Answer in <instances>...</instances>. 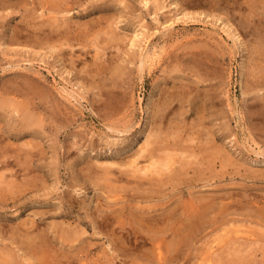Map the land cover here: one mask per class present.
Wrapping results in <instances>:
<instances>
[{"label": "rangeland", "instance_id": "rangeland-1", "mask_svg": "<svg viewBox=\"0 0 264 264\" xmlns=\"http://www.w3.org/2000/svg\"><path fill=\"white\" fill-rule=\"evenodd\" d=\"M155 1H159V4ZM175 1L0 0V166H4L0 167V181H4L0 183V264H39V261L41 264H52L53 261L57 264L61 259L58 255L54 259V256L58 253L56 251L62 250L68 251V254L82 250L80 253L84 255V259L75 260L64 256L62 264L65 260L68 261L66 264H218L221 261L220 264H264V224L255 215V208H264V166L261 164L264 160V0H231L232 5H227V0H192L193 3L191 0H178L177 6ZM49 4L52 9L48 7ZM54 5L61 10H57ZM252 6L260 12H252ZM61 7L68 10L64 11ZM228 22L234 28L237 27L242 41L230 36ZM112 30L118 35L115 40L110 37L114 34ZM92 38L97 42L92 41ZM50 39H53V43ZM100 39L104 41L100 43ZM57 42L60 44L56 45ZM94 43L99 44L101 51H104L98 58V49ZM144 57L143 68L141 64ZM201 109H205L204 112ZM29 113H37L31 125L25 119ZM202 126L206 127L203 129ZM152 131L156 135H153L152 146L167 143L166 150L175 151L173 153L177 162L170 171L167 169L169 173L163 170L146 177L148 174L140 171H136L135 175L132 168L130 171L133 172H130L129 167L126 170L124 166L118 167L119 161L128 159L133 151L135 153L136 149L147 143ZM192 137L198 138L195 140ZM206 137L213 143L207 141ZM211 137L213 140H210ZM30 139V144H35L36 148L25 144ZM205 141L211 143V148H208L210 146ZM151 145L148 148L153 149ZM201 145L208 146V150L204 147L206 150L203 151ZM219 146L223 148L222 152ZM213 148L215 150H211ZM23 151L27 156L22 160ZM164 151L161 153L165 155L160 153L159 156L162 155L161 158L167 162L170 158L168 152L166 154ZM218 151L219 156L216 154ZM187 152L191 153L188 155ZM4 155H7L6 158ZM212 155L214 158L208 159ZM144 157H140L143 163L150 156ZM113 160L116 163L111 162ZM183 164L189 165V169ZM7 167H12L13 173ZM210 167L213 170L209 172L212 169ZM4 168L6 170L3 172ZM186 170L191 173H186ZM103 171L107 177L102 176ZM125 171L132 176H126ZM143 174L144 178H141ZM32 180L34 184H31ZM6 187L10 189L6 190ZM144 191L150 196H133L139 192L145 194ZM214 194L217 195L216 202L220 207L215 212L222 211L224 215L211 212L207 215L210 217L206 218L215 220L219 215L218 219L225 218L224 223L219 220L213 224V220L211 225L201 227L194 236L186 239L174 236L172 230L164 233L172 227L169 224H172L173 219L178 218L177 222L180 220L185 203L191 200L201 203L204 197ZM70 197L73 203L68 201ZM144 199H147L146 202ZM133 202L139 209L131 204ZM140 202L147 208L158 209L156 214L154 208L155 211L148 214V222L146 220L144 223L163 232L161 238L165 237L163 249L166 255H171V248L177 247L173 251L178 256L175 261L159 263L155 251H158V244L155 246L152 240L145 243L136 236L130 240L125 237L130 235L135 225L130 224L128 219L123 221L126 222L124 225L118 223L119 212L122 210L128 214L131 209L140 210ZM174 209V216H170L168 213ZM106 212L111 214V218L100 216ZM162 214L167 216L166 220ZM182 216L180 223L184 224L187 215L184 213ZM64 229L79 231L80 235L74 242L65 244L68 242L64 243L62 238H57ZM247 229L249 233L245 232ZM160 232L157 236L161 235ZM41 233L46 234L50 243H56L57 248L41 242ZM232 240L237 245H230ZM210 242L212 246H209ZM32 244H35L34 248ZM73 244L74 247L71 246ZM242 245L250 246L246 247L250 249L249 253ZM144 252L151 256H143ZM233 253L237 255L236 258ZM240 254L246 259L241 260L243 258ZM42 255L46 261L40 259ZM215 258V261L212 260Z\"/></svg>", "mask_w": 264, "mask_h": 264}, {"label": "bare ground", "instance_id": "bare-ground-1", "mask_svg": "<svg viewBox=\"0 0 264 264\" xmlns=\"http://www.w3.org/2000/svg\"><path fill=\"white\" fill-rule=\"evenodd\" d=\"M60 1V0H59ZM78 1V0H77ZM120 1V0H119ZM126 1V0H125ZM139 2H140V0H138ZM143 1V0H142ZM146 1V0H145ZM162 1V0H161ZM171 1V0H170ZM175 1V0H174ZM182 1V0H181ZM192 1V0H191ZM195 1V0H194ZM222 1V0H221ZM245 2H248L249 0H244ZM48 2H50V1H48ZM53 2V1H52ZM54 2H56L57 3V1H54ZM64 2V1H63ZM62 2V3H63ZM67 2V1H66ZM83 2V1H82ZM155 2H158V4H159V1H155ZM201 2V1H200ZM224 2V1H223ZM231 0H227V5L228 4H231ZM256 2V1H255ZM254 2V3H255ZM65 3V2H64ZM68 3V2H67ZM121 3H123V2H121ZM142 3V2H141ZM189 3H190V1H189ZM192 3H193V1H192ZM217 3V2H216ZM243 2H241V4H242ZM257 3V2H256ZM259 3V2H258ZM257 3V4H258ZM46 4H48V3H46ZM54 4V3H53ZM58 4V3H57ZM71 4V3H70ZM69 4V5H70ZM140 4V3H139ZM148 4V3H147ZM167 4V3H166ZM171 4V3H170ZM174 4H175V6H177L178 4H179V1L178 0H176L175 2H174ZM196 4V3H195ZM200 4V3H199ZM256 4V5H257ZM60 5H61V3H60ZM150 5V4H149ZM152 5V4H151ZM155 5V4H154ZM163 5L165 6V4L163 3ZM162 5V6H163ZM186 5V4H185ZM217 5V4H216ZM222 4H220L219 6H221ZM232 5V4H231ZM254 5V4H253ZM255 5V6H256ZM62 6L64 7V8H66L63 4H62ZM68 6V5H67ZM111 6V5H110ZM128 6V5H127ZM140 6V5H139ZM159 6V8L161 7L160 5H158ZM167 6H169L168 4L166 5V7ZM172 6H173V3H172ZM234 6V5H233ZM49 8H51V6H50V4H49V6H48ZM53 7H57V5L55 6H53ZM63 7H61V8H63ZM113 7V6H112ZM146 7V6H145ZM240 7V6H239ZM263 7V6H262ZM62 9V10H68V9ZM68 8V7H67ZM71 8V7H70ZM137 8V7H136ZM162 8V7H161ZM164 8V7H163ZM168 8V7H167ZM241 8V7H240ZM252 8H253V6H252ZM52 9V8H51ZM53 9H55V8H53ZM57 10L59 9L58 7L56 8ZM86 9V8H85ZM84 9V10H85ZM141 9V8H140ZM153 8H151V10H152ZM217 9V8H216ZM235 9V8H234ZM233 9V10H234ZM242 9V8H241ZM256 9V10H255ZM253 8V11L252 12H255L256 14L257 13H259L260 11H259V9H257V8ZM262 9V8H261ZM59 10H61V9H59ZM115 10H117V9H115ZM149 10V9H148ZM147 10V11H148ZM185 10V9H184ZM191 11H192V9H190ZM235 11V10H234ZM263 11V10H262ZM58 12V11H57ZM155 12V11H154ZM246 12V11H245ZM66 13V12H65ZM157 13V12H156ZM189 13H190V11H189ZM248 13V12H247ZM246 13V14H247ZM185 14H187V10L185 11ZM241 14V13H240ZM228 15V14H227ZM245 15V14H244ZM260 15V14H259ZM116 16V15H115ZM141 16V15H140ZM238 16V15H237ZM246 16V15H245ZM264 16V15H263ZM102 17V16H101ZM230 17H231V15H230ZM53 18V17H52ZM57 19H58V16L56 17ZM55 17L53 18V19H56ZM116 18V17H115ZM193 18V17H192ZM264 18V17H263ZM135 19V18H134ZM140 19V18H139ZM97 20V19H96ZM99 20V19H98ZM102 21H103V19H101ZM120 21V20H119ZM106 22V21H105ZM108 22V21H107ZM110 22V21H109ZM230 22H232V21H230ZM230 22H228L227 23V28H230V30H231V35L230 36H234V38H236V39H240V41H242L241 40V36L242 35H240L239 33L240 32H238L237 31V27L236 28H234V26H233V22L232 23H230ZM95 23V22H94ZM111 23V22H110ZM115 23V22H114ZM138 23V22H137ZM140 23V22H139ZM117 24V23H116ZM116 24H115V26H116ZM136 24V23H135ZM143 24H145V23H143ZM236 24V23H235ZM94 25H97V24H94ZM104 25V24H103ZM111 25V24H110ZM61 26V25H60ZM55 27V26H54ZM247 27V26H246ZM258 27V26H257ZM41 28H43V27H41ZM52 28V27H51ZM56 28H58V29H60L61 27H58V26H56ZM100 28H101V26H100ZM125 28V27H124ZM62 30H63V28H61ZM116 29H117V27H116ZM240 29H242V27L240 28ZM49 30V29H48ZM65 30V29H64ZM100 29H98V32H100L99 31ZM107 30V29H106ZM109 30V29H108ZM126 30V29H125ZM263 30V29H262ZM50 31H52V30H50ZM65 31H68L67 29L65 30ZM104 31V30H103ZM113 32H114V34H112L110 37H111V39H117L118 38V35H117V32L115 33V31L114 30H112ZM116 31H118V30H116ZM253 31V30H252ZM264 31V30H263ZM41 32V31H40ZM44 32V31H43ZM43 32H42V34H43ZM49 32V31H48ZM48 32H47V35H48ZM53 32V31H52ZM108 32V31H107ZM261 32V31H260ZM120 33V32H119ZM242 33V32H241ZM66 34H68V33H66ZM81 34V33H80ZM106 34V36L107 35H109V34H107V33H105ZM47 35H45L46 37H47ZM55 35H56V32H55ZM100 35L101 34H99L98 36L100 37ZM125 35V34H124ZM49 36H50V34H49ZM57 36V35H56ZM61 36H64V35H61ZM68 36V35H67ZM66 36V37H67ZM126 36V35H125ZM53 37H55V36H53ZM59 37V36H58ZM82 37V36H81ZM96 37V36H95ZM94 37V38H95ZM134 37V36H133ZM56 38V37H55ZM70 39L72 38V37H69ZM80 38V37H79ZM105 38V37H104ZM125 38V37H124ZM132 38V37H131ZM255 38V37H254ZM46 39V38H45ZM54 39V38H53ZM53 39H50V40H52V41H50V42H52L53 43ZM59 39V38H58ZM67 39V38H66ZM99 39V38H98ZM108 39V38H107ZM107 39H106V43H108L107 42ZM262 39V38H261ZM47 40V39H46ZM69 40V39H68ZM72 40V39H71ZM94 39L92 38V41H93ZM100 40H102V41H100V43H102L103 41H104V39H100ZM123 40V39H122ZM132 40V39H131ZM48 41V40H47ZM54 41H55V39H54ZM64 40H62V42H63ZM95 42H97L96 40H94ZM113 41V40H112ZM135 41V40H134ZM237 41V40H236ZM60 42V41H59ZM59 42H57V44L56 45H58V44H60ZM90 42V41H89ZM99 42V41H98ZM66 43V42H65ZM64 43V44H65ZM68 43H69V41H68ZM67 43V44H68ZM72 43V42H71ZM242 43V42H241ZM240 43V44H241ZM70 44V43H69ZM68 44V45H69ZM93 44V43H92ZM95 44V43H94ZM66 45V44H65ZM67 45V46H68ZM73 45V44H72ZM72 45H70V46H72ZM91 45V44H90ZM103 45V44H102ZM242 45H243V43H242ZM255 45H257V44H255ZM263 44H261V46H262ZM51 46V45H50ZM94 46H97V58L99 57V55L100 54H102L103 52L101 51V48H100V46H99V44H95ZM247 46V45H246ZM249 46V45H248ZM52 47V46H51ZM56 47V49H58L57 48V46H55ZM123 47V46H122ZM252 47V46H251ZM250 47V48H251ZM60 48V47H59ZM64 48V47H63ZM104 48V47H103ZM105 48H107V47H105ZM112 48H113V45H112ZM124 48V47H123ZM122 48V49H123ZM245 48V47H244ZM258 48V47H257ZM54 49V48H53ZM65 49V48H64ZM120 49V48H119ZM261 49V48H260ZM259 49V50H260ZM60 50H62V48H60ZM255 51V50H254ZM60 52V51H59ZM66 52V51H65ZM64 53V52H63ZM260 53V52H259ZM264 53V52H263ZM105 54V53H104ZM253 54V53H252ZM59 56V55H58ZM67 56V55H66ZM102 56V55H101ZM134 57V56H133ZM264 57V56H263ZM262 57V58H263ZM63 58V57H62ZM68 58H69V56H68ZM103 58H104V56H103ZM260 58H261V56H260ZM70 59V58H69ZM71 59H73L72 57H71ZM74 59H76L75 57H74ZM263 60H264V58H263ZM99 61V60H98ZM72 62V61H71ZM95 62H96V60H95ZM92 64V63H91ZM86 65H88V62H87V64ZM144 65H145V57L144 58H142V64H141V66L144 68ZM247 65H249V64H247ZM264 65V64H263ZM245 67H246V65H245ZM247 76V75H246ZM32 79V78H31ZM32 81V80H31ZM15 82V81H14ZM6 84H8V82L6 83ZM11 84V83H10ZM244 84V83H243ZM13 85V84H12ZM12 85H11V87H12ZM41 85H43V84H41ZM5 86V85H4ZM6 86H8V85H6ZM37 86V85H36ZM187 86V85H186ZM20 88V87H19ZM19 88L17 89V90H19ZM12 89H13V87H12ZM38 89V88H37ZM9 91V90H8ZM11 91V90H10ZM9 91V92H10ZM16 91V90H15ZM24 91H26V89L24 90ZM23 91V93H25ZM43 91H44V89H43ZM17 92H19V91H17ZM39 92V91H38ZM45 92V91H44ZM13 93H15V92H13ZM40 93V92H39ZM260 95V94H259ZM255 99H257V98H255ZM192 101V100H191ZM163 102V101H162ZM255 102V101H254ZM7 103H8V101H7ZM12 103V102H11ZM25 104V103H24ZM255 104V103H254ZM257 104V103H256ZM159 105V104H158ZM168 105V104H167ZM251 105H252V103H251ZM263 105V104H262ZM157 107V106H156ZM264 107V106H263ZM27 108V107H26ZM151 108V103H149V109ZM202 108V107H201ZM204 108V107H203ZM255 109V108H254ZM23 110V109H22ZM204 110L205 109H201V111H203L204 112ZM24 111V110H23ZM156 111V110H155ZM26 112V111H25ZM31 112V111H30ZM158 112V111H157ZM24 113V112H23ZM33 113V112H32ZM155 113V112H154ZM264 113V112H263ZM30 115H28V116H26L27 118H25L26 120H27V123H28V125H31V123H33V118H35L34 117V115L35 114H37V113H35V114H31V113H29ZM22 115V114H21ZM159 115V114H158ZM205 115V114H204ZM203 115V116H204ZM264 116V115H263ZM45 119V118H44ZM43 119V120H44ZM257 119V118H256ZM201 120H202V118H201ZM41 121H42V119H41ZM199 122V121H198ZM196 123V122H195ZM41 124H43V123H41ZM191 124H192V122H191ZM201 124V123H200ZM224 124V123H223ZM225 124H227V123H225ZM27 125V126H28ZM34 125V124H33ZM39 125V124H38ZM21 126V125H20ZM40 126V125H39ZM198 126V125H197ZM201 126V125H200ZM199 126V127H200ZM31 127H34V126H31ZM38 127V126H37ZM194 127V126H193ZM192 127V128H193ZM204 127H206V126H204ZM204 127L202 126V128L204 129ZM225 127V126H224ZM13 128V127H12ZM22 128V127H21ZM41 128H42V126H41ZM209 128V127H208ZM24 129V128H23ZM32 129V128H31ZM224 129V128H223ZM42 130V129H41ZM210 130V129H209ZM208 130V131H209ZM222 130V129H221ZM36 131V130H35ZM44 131H45V128H44ZM157 131V130H156ZM161 131V129L159 130V132ZM188 131H189V129H188ZM197 131V130H196ZM211 131V130H210ZM159 132H157V133H159ZM175 132V131H174ZM205 132V131H204ZM227 132V131H226ZM196 133V132H195ZM195 133H193L194 134V136H195ZM212 133V132H211ZM216 133V132H215ZM162 134V133H161ZM196 134H198V133H196ZM202 134V133H201ZM210 134V133H209ZM32 135H33V133H32ZM39 135V134H38ZM153 135H155L154 133H153V131L148 135V140H147V143L146 144H144L143 146H141L139 149H136V152L134 153V151L132 152V155L127 159H124V160H121V161H119L118 163H119V165H118V167L121 165V168H122V166H124L125 168V170L126 169H128L127 167H129V171H130V169L132 168V170L134 171H130V172H133V173H135L136 171H140L139 173H144V174H148L146 177H148L149 175H150V173H160V172H163V170H166L167 171V169H169V171H170V169L171 168H173V164L175 163V154L173 153V152H175V151H173L172 152V150H170V149H167L166 150V144L164 145V144H162V145H156V146H152L151 144L154 142L153 140ZM169 135V134H168ZM179 135H181V134H179ZM190 135V134H189ZM206 135H208V133H206ZM217 135V134H216ZM156 136V135H155ZM158 136H159V134H158ZM165 136V135H164ZM163 136V137H164ZM193 136V135H192ZM197 136H199V134L197 135ZM31 137V136H30ZM34 137L35 136H33V139H34ZM171 137V136H170ZM169 137V138H170ZM176 138V136H173V138ZM181 137V136H180ZM189 137V136H188ZM201 137V136H200ZM213 137H215L214 136V134H213ZM167 138V137H166ZM172 138V137H171ZM192 138H195V137H192ZM196 138H198V137H196ZM196 138H195V140H196ZM227 138V137H226ZM156 139H159V138H156ZM168 139V138H167ZM186 139V138H185ZM206 139H208L207 141H209V138L208 137H206ZM212 139V137L210 138V140ZM161 140H162V138H161ZM165 140V139H164ZM169 140V139H168ZM167 140V141H168ZM175 140V139H174ZM187 140H189V138L187 139ZM193 140V139H192ZM213 140V139H212ZM215 140H216V138H215ZM32 140L30 139V141H29V143H25V144H29L31 147L33 146V145H31L30 144V142H31ZM163 141V140H162ZM176 141V140H175ZM207 141H205V144H208L209 146L211 145V143H213L212 141H209V142H211L210 144L209 143H207ZM164 142H166V141H164ZM170 142H172V141H170ZM189 142H190V140H189ZM200 142V141H199ZM203 142V144H204V141H202ZM215 142V141H214ZM224 141H222V143H223ZM32 143V142H31ZM156 143V142H155ZM161 143H163V142H161ZM169 143V142H168ZM179 143H180V141H179ZM182 143V142H181ZM221 143V144H222ZM154 144V143H153ZM157 144V143H156ZM170 144V143H169ZM168 144V146H169V148H170V145ZM176 144H177V142H176ZM183 144V143H182ZM189 144V143H188ZM197 144H198V142H197ZM28 145V147L29 148H31L30 146ZM152 146V147H154L153 149H151V148H148V146ZM172 145V144H171ZM178 145H180V144H178ZM223 145V144H222ZM4 146V145H3ZM34 146H35V144H34ZM34 146H33V148H34ZM176 146V145H175ZM212 146V145H211ZM211 146L210 147H208V148H211ZM214 146V145H213ZM4 147H6V146H4ZM4 147H2V148H4ZM9 147V146H8ZM172 147V146H171ZM182 147V146H181ZM184 147V146H183ZM182 147V148H183ZM186 147H187V144H186ZM190 147V146H189ZM200 147H203L202 148V150L203 149H205V148H207L206 146H200ZM205 147V148H204ZM220 147V146H219ZM223 147H225V145L223 146ZM35 148H36V146H35ZM176 148V147H175ZM179 148V147H178ZM197 148V147H196ZM208 148H207V150H208ZM14 149H15V147H14ZM13 149V150H14ZM150 149V150H149ZM185 149H188V148H185ZM193 149H195L194 147H193ZM197 149H200L199 147L197 148ZM197 149H196V151H197ZM223 148H221L220 147V152H222L223 150H222ZM224 149H226V148H224ZM1 150V149H0ZM9 150V149H8ZM12 150V149H11ZM29 150V149H28ZM132 150V149H131ZM135 150V149H134ZM149 150V152L147 153V151ZM158 150H159V152H158ZM164 151V150H166V151H164L165 153L166 152H168V158H170V160H168L167 162H165L164 161V159H162L161 158V156H159V154L161 153V151ZM190 150H191V148H190ZM201 150V149H200ZM199 150V151H200ZM206 150V149H205ZM205 150H203V151H205ZM210 150V149H209ZM211 150H215V148H213V149H211ZM222 150V151H221ZM36 151V150H35ZM126 151V150H125ZM170 151V152H169ZM180 151H182V150H180ZM186 150H183V152L184 153H186L185 152ZM189 151V150H188ZM192 151V153H193V155H195L194 154V152H193V150H191ZM203 151H202V155H204L203 154ZM4 152V151H3ZM16 152H17V150H16ZM19 152H21V151H19ZM28 152V151H27ZM31 152V151H30ZM172 152V153H171ZM217 152V151H216ZM219 152V151H218ZM220 152L219 153H216V154H218V156H219V154H220ZM225 152V151H224ZM1 153V152H0ZM134 153V154H133ZM163 153V152H162ZM161 153V154H162ZM189 153H191V152H187V154L189 155ZM199 153V152H198ZM213 153V155L215 156V151H213L212 152ZM226 153V155H227V152H225ZM5 154H7V153H5ZM17 154V153H16ZM23 156L21 157V159L23 160V157L25 156V151H23ZM164 154V153H163ZM167 154V153H166ZM201 153H199V155H200ZM207 154H209V152L207 153ZM207 154H205V155H207ZM223 155H222V157H224L225 158V155H224V153H222ZM8 155V154H7ZM6 155V156H7ZM14 155V154H13ZM19 155H20V153L18 154V157H19ZM33 155V154H32ZM35 155V154H34ZM145 155H147V156H150V157H148L149 158V160H143V161H146L145 163H143L140 159V157H143V158H145L144 156ZM165 155V154H164ZM178 155H179V153H178ZM188 155L186 156L185 155V157H188ZM191 155V154H190ZM199 155H197L196 157L197 158H200V157H198ZM211 156L210 158L208 157V159H213L214 158V156ZM1 156H3V155H1ZM6 156L4 155V157L6 158ZM9 156H11V155H9ZM27 156V155H26ZM26 156H25V158H26ZM208 156V155H207ZM207 156H205V157H207ZM217 156V155H216ZM29 157V156H28ZM161 159H160V158ZM178 157V156H177ZM182 157V156H181ZM204 157V156H203ZM202 157V158H203ZM213 157V158H212ZM227 157V156H226ZM1 158V157H0ZM4 158V159H5ZM9 158V157H8ZM7 158V159H8ZM11 158V157H10ZM30 158L31 157H29V160H30ZM217 158V157H216ZM215 158V159H216ZM223 158V159H224ZM12 159L14 160L15 159V157L13 158V156H12ZM38 159V158H37ZM123 159V158H122ZM180 159L181 158H179V161H180ZM187 159V158H186ZM191 159V158H190ZM204 159V158H203ZM206 159V158H205ZM208 159H207V162H208ZM217 159H220V158H217ZM222 159V158H221ZM222 159V161H224ZM1 160V159H0ZM16 160H17V158H16ZM28 160V161H29ZM36 160V159H35ZM116 160V159H115ZM183 160V159H182ZM185 160V159H184ZM188 160V159H187ZM198 160V159H197ZM202 159H200V161H201ZM226 160V159H225ZM10 160H8V162H9ZM26 161V160H25ZM117 161V160H116ZM116 161H111V162H113V163H116ZM189 161V160H188ZM191 161V160H190ZM189 161V162H190ZM217 161V160H216ZM216 161H215V163L214 164H216ZM220 161V160H219ZM13 162V161H12ZM12 162H10V163H12ZM18 162H19V160H18ZM23 161H21L20 160V163H22ZM142 162V163H141ZM177 162V161H176ZM193 162H194V160H193ZM198 163H199V161H197ZM204 161L202 160V163H203ZM221 162V161H220ZM225 162H227V161H225ZM225 162H223V164H227V163H225ZM6 163V162H5ZM20 163H18V164H20ZM27 163H30V162H27ZM33 163V162H32ZM182 163V162H181ZM181 163H179L180 164V166H182V164ZM186 163V162H185ZM205 163V162H204ZM213 163V162H212ZM222 163V162H221ZM1 164V163H0ZM8 164V163H7ZM15 164V163H14ZM13 164V165H14ZM26 164V163H25ZM24 164V165H25ZM196 164V163H195ZM210 164H211V162H210ZM214 164H213V166H214ZM222 164V165H223ZM261 164L264 166V160H262L261 161ZM116 165V166H117ZM184 166H188V169H189V165H187V164H183ZM205 165V164H204ZM206 165H207V163H206ZM221 165V166H222ZM7 166V165H6ZM9 166H12L11 164L9 165ZM22 166H23V163H22ZM25 166H27V165H25ZM105 166V168H106V165H104ZM110 166V165H109ZM175 166V165H174ZM183 166V167H184ZM190 166H191V164H190ZM199 166H201V165H199ZM209 166V165H208ZM226 166V165H225ZM0 167H2V166H0ZM4 167V166H3ZM2 167V168H3ZM29 166H27V168H28ZM176 167V166H175ZM223 167V166H222ZM6 168V167H5ZM4 168V170H3V172L6 170ZM8 168V167H7ZM11 168V169H10ZM30 168V167H29ZM52 168V167H51ZM110 168V167H109ZM112 169H113V167H111ZM186 168V167H185ZM203 168V167H202ZM210 168H212V169H210L209 170V172L211 171V170H213V167H210ZM227 168V167H226ZM9 170H12V167H9L8 168ZM123 169V170H124ZM196 169V168H195ZM195 169H194V171H195ZM209 169V168H208ZM254 169V168H253ZM108 170V169H107ZM205 170V169H204ZM224 169L222 168V171H223ZM251 170H252V168H251ZM250 170V172H252ZM256 170V169H255ZM263 170V169H262ZM13 171H14V169L12 170V173H13ZM115 171V170H114ZM7 172V171H6ZM107 172H109V171H107ZM106 172V173H107ZM112 172V171H111ZM111 172H109V173H111ZM165 172V171H164ZM168 172V171H167ZM166 172V173H167ZM180 172V171H179ZM213 172V171H212ZM227 172V171H226ZM225 172V173H226ZM114 173V172H113ZM138 173V174H139ZM169 173V172H168ZM181 173V172H180ZM186 173H191V172H187V170H186ZM207 173V172H206ZM4 174V173H3ZM128 175L129 173L127 172L126 173V171H125V175ZM131 174V173H130ZM129 174V175H130ZM144 174H143V177L141 176V178H144ZM162 174V173H161ZM197 174H198V171H197ZM209 174V173H208ZM224 174V173H223ZM252 174V173H251ZM260 174V173H259ZM263 175H264V173H262ZM5 175H6V173H5ZM116 175H117V173H116ZM115 175V176H116ZM126 175V176H127ZM135 175H136V173H135ZM141 175V174H140ZM181 175H184V173L183 174H181ZM205 175V174H204ZM217 175V174H216ZM219 175V174H218ZM256 175H258V172H257V174ZM255 175V176H256ZM8 176V175H7ZM102 176H104V171H103V173H102ZM122 176V175H121ZM131 176H132V174H131ZM151 176V175H150ZM186 176V175H185ZM184 176V177H185ZM189 176V175H188ZM193 176V175H192ZM254 176V175H253ZM259 176V175H258ZM104 177H107V174H105V176ZM119 177V176H118ZM140 176H138V178H139ZM194 177V176H193ZM207 177V176H206ZM214 176H212V178H213ZM111 178V177H110ZM114 178V177H113ZM121 178V177H120ZM122 178H123V176H122ZM137 178V177H136ZM138 178H137V180H138ZM141 178H139V179H141ZM160 178V177H159ZM174 178V177H173ZM178 178V177H177ZM103 179H105V178H103ZM124 179V178H123ZM170 179H171V177H170ZM176 179V178H175ZM174 179V180H175ZM182 179V178H181ZM194 179V178H193ZM215 179V178H214ZM0 180H1V178H0ZM118 180V179H117ZM132 180V179H131ZM144 180V179H143ZM161 180H163V178L161 179ZM169 180V179H168ZM167 180V181H168ZM172 180V179H171ZM173 180V181H174ZM207 180H208V178H207ZM7 181V180H6ZM129 181V180H128ZM134 181V180H133ZM142 181V180H141ZM170 181V180H169ZM178 181H180V180H178ZM177 181V182H178ZM185 181V180H184ZM188 181V180H187ZM2 182H4V181H2ZM1 181H0V183H2ZM31 182V184L33 183H35V182H33V180L32 181H30ZM182 182V181H181ZM112 184H113V182H111ZM170 183V182H169ZM180 183V182H179ZM191 183V182H190ZM207 183V182H206ZM13 184H15V183H13ZM28 184V183H27ZM135 184V183H134ZM142 184H143V182H142ZM154 184V183H153ZM163 184H164V182H163ZM166 184V183H165ZM148 185V184H147ZM150 185V184H149ZM156 184H154V186H155ZM168 185V184H167ZM221 184H219V186H220ZM10 186V185H9ZM16 185H13V187H15ZM24 186V185H23ZM32 186V185H31ZM144 186H146V185H144ZM157 186V185H156ZM207 186V185H206ZM1 187V186H0ZM3 187H5V186H3ZM12 186H11V188H13ZM25 187V186H24ZM116 187V186H115ZM114 187V188H115ZM139 187V186H138ZM151 187V186H150ZM169 187V186H168ZM178 188H179V185L177 186ZM193 187V186H192ZM154 188V187H153ZM225 188V187H224ZM10 189V188H9ZM8 189V187H6V190H9ZM27 189V188H26ZM108 189V188H107ZM113 189V188H112ZM119 189V188H118ZM125 189V188H124ZM134 189V188H133ZM152 189V188H151ZM209 189V188H208ZM21 190V189H20ZM126 190V189H125ZM124 190V191H125ZM137 190V189H136ZM157 190V189H156ZM178 190V189H177ZM189 190H191V188L189 189ZM110 191V190H109ZM115 191H116V189H115ZM119 191V190H118ZM121 191V190H120ZM160 191V190H159ZM188 191V190H187ZM216 191V190H215ZM219 192H220V190H218ZM221 191H222V189H221ZM234 191V190H233ZM128 192V191H127ZM126 192V193H127ZM136 192V191H135ZM142 192V191H141ZM145 192V191H144ZM157 192V191H156ZM219 192H218V194H219ZM230 192V191H229ZM236 192V191H235ZM117 193V192H116ZM118 193H120V192H118ZM117 193V194H118ZM159 193V192H158ZM160 193H162V192H160ZM190 193V192H189ZM192 193H193V191H192ZM202 193V192H201ZM211 193V192H210ZM220 193H223V192H220ZM231 193V192H230ZM182 194V193H181ZM197 194V193H196ZM204 194V193H203ZM225 194V193H224ZM160 195V194H159ZM201 194H199V196H200ZM229 195V194H228ZM252 195V194H251ZM262 195V194H261ZM122 196V195H121ZM134 197H147V196H150V195H148V194H146V192H145V194L144 193H136V194H134L133 195ZM151 196H154V195H151ZM155 196H156V194H155ZM154 196V197H155ZM165 196V195H164ZM167 196H168V194H167ZM182 196V195H181ZM195 196V195H194ZM203 196V195H202ZM222 196H223V194H222ZM227 196V195H226ZM241 196H242V194H241ZM248 196V195H247ZM110 197H111V195H110ZM112 197H114V196H112ZM169 197V196H168ZM175 197V196H174ZM173 197V198H174ZM224 197V196H223ZM237 197V196H236ZM75 198V197H74ZM118 198H120V197H118ZM122 198V197H121ZM124 198V197H123ZM173 198H170V199H173ZM243 198H244V196H243ZM253 198V197H252ZM255 198V197H254ZM115 199H117V197H115ZM150 199V198H149ZM154 199V198H153ZM156 199V198H155ZM162 199H163V197H162ZM177 199V198H176ZM176 199H175V201H176ZM178 199H181V198H178ZM216 199H217V195H213V196H208L207 198L206 197H204V200H202V202L200 203H196L195 201H193V200H191L190 202H187V203H185V205H183L184 207H183V214H181V218H180V220L177 222V219L176 220H174L173 219V222H172V224H169V225H172V227H170V228H167L166 229V231L164 232V233H166L168 230H172L173 231V234L175 233V235L174 236H179L181 239H186L185 237H192V236H194V234H196V232L201 228V227H206L207 225H211V221H213L214 219H212V220H209V219H207L208 217H210V216H207L208 215V213L210 214L211 212H212V214L213 213H217V212H215V211H217V209L218 208H220L219 207V205L217 206V202H216ZM49 200V199H48ZM111 200V199H110ZM128 200V199H127ZM145 200V199H144ZM147 200V199H146ZM146 200H145V202H146ZM263 200V199H262ZM51 201V200H50ZM68 201H70L71 203H73V199L70 197L69 199H68ZM124 201V200H123ZM137 201V200H136ZM170 201V200H169ZM178 201V200H177ZM198 201V200H197ZM199 201H201V200H199ZM110 202H112V201H110ZM118 202V201H117ZM161 202V201H160ZM165 202V201H164ZM168 202V201H167ZM166 202V203H167ZM241 202V201H240ZM106 203V202H105ZM138 203V202H137ZM141 203V202H140ZM140 203H139V205H140ZM162 203V202H161ZM175 203V202H174ZM173 203V204H174ZM218 203H220L219 202V200H218ZM252 203V202H251ZM257 203V202H256ZM119 204V203H118ZM118 204H117V206H118ZM132 205L134 204H136V203H131ZM142 205H143V203H141ZM159 204V203H158ZM172 204V205H173ZM180 205H181V203H179ZM259 204V203H258ZM263 204V203H262ZM131 205V206H132ZM138 205V204H137ZM138 205V206H139ZM142 205L140 206L141 207V209L140 210H134V209H131L130 211H129V213L128 214H126V212H123L122 210H121V212H119V216H118V223H123V221L124 220H129V223L130 224H132V225H135L134 226V228H130L131 230V233H130V235L128 234L127 236H125L126 238H128V240H130V239H132L131 237L132 236H136V237H138V239L139 238H141V241H145V243H146V241H148V240H152V241H154V244H155V246L157 245V249H158V251L157 250H155L156 252H157V259H158V262L159 263H169V262H171V261H175L177 258H178V256L177 255H175V248H177V247H173V248H171V255H166V253H165V249H163V246H165L164 244H163V241H164V239H165V237L162 239L161 238V236L162 235H164V234H162L163 232H160L161 233V235H158L157 236V233H159L158 232V230L156 229L155 230V228L153 229V226H147V224H145L144 223V221H146L147 220V218H148V214H151L152 212H153V210H154V208L155 207H153V209H151V207H145L144 205H143V207H142ZM147 205V204H146ZM163 205V204H162ZM176 205V204H175ZM102 206V205H101ZM115 206H116V204H115ZM115 206H113L114 208H115ZM123 207H124V205H122ZM136 206V205H135ZM149 206V205H148ZM167 206V205H166ZM179 206V205H178ZM223 206V205H222ZM63 207V206H62ZM82 207V206H81ZM84 207V206H83ZM123 207H121V208H123ZM137 207V206H136ZM159 207V206H158ZM168 207V206H167ZM171 207V206H170ZM218 207V208H217ZM45 208V207H44ZM51 208V207H50ZM138 209H139V207H137ZM171 208H176V207H171ZM225 208V207H224ZM227 208V207H226ZM225 208V209H226ZM42 209H43V207H42ZM61 209V208H60ZM101 209V208H100ZM105 209V208H104ZM107 209V208H106ZM120 209V208H119ZM118 209V210H119ZM169 209V208H168ZM251 209V208H250ZM115 210H117V209H115ZM155 210H156V208H155ZM154 210V211H155ZM182 210V209H181ZM203 210V211H202ZM222 210V209H221ZM44 211V210H43ZM46 211V210H45ZM50 211V210H49ZM104 211V210H103ZM107 211V210H106ZM220 211V210H219ZM218 211V212H219ZM251 211V210H250ZM254 211V210H253ZM252 211V212H253ZM156 212V214H157V212H158V209L155 211ZM182 212V211H181ZM225 212V211H224ZM227 212H228V210H227ZM39 213H41V211H39ZM43 213V212H42ZM87 213H89V212H87ZM184 213H186V215H187V221L186 220H184L185 221V223L184 224H181L180 222H181V220H183V216L182 215H184ZM220 214L221 213H223L222 211L221 212H219ZM219 213H217V214H219ZM170 216H174V214H175V209H174V211L172 210L170 213H168ZM179 214V213H178ZM214 214V215H215ZM229 214V213H228ZM112 215H114L113 213H112ZM118 215V214H117ZM127 215V216H126ZM160 215V214H159ZM224 215V213L222 214V216ZM255 215H256V217H257V219H260L261 220V222H262V224H264V208H262V207H257V208H255ZM98 216V215H97ZM100 216H103L104 218H111L110 216H111V214L110 213H108V212H106L105 214L104 213H102ZM115 216V215H114ZM151 216V215H150ZM164 216V217H163ZM154 217H155V214H154ZM153 217V218H154ZM161 217V216H160ZM162 217L166 220V217L167 216H165V215H163L162 214ZM169 217V216H168ZM178 217V216H177ZM207 217V218H206ZM215 217H216V215H215ZM226 217V216H225ZM150 218V217H149ZM159 218V217H158ZM219 218V215L216 217V219L212 222L213 224H217L218 222H220V221H222V223H224V220H225V218L223 217L222 219H218ZM157 219V218H156ZM155 219V220H156ZM160 219V218H159ZM171 219V218H170ZM115 220H117L116 218H115ZM154 220V219H153ZM220 220V221H219ZM227 220V219H226ZM109 221H110V219H109ZM171 221V220H170ZM148 222V220L146 221V223ZM161 222V221H160ZM260 222V221H259ZM103 223V222H102ZM156 223V222H155ZM22 224V223H21ZM57 224V223H56ZM64 224V223H63ZM62 224V225H63ZM124 224H126V222L125 223H123V225ZM152 224V223H151ZM150 224V225H151ZM167 224H168V220H167ZM181 224V225H180ZM117 225H119V224H117ZM153 225V224H152ZM154 225H156V224H154ZM223 225H225V224H223ZM32 226V225H31ZM54 226V225H53ZM60 226V225H59ZM113 226V225H112ZM147 226V227H146ZM161 226V225H160ZM164 226V223H163V225H162V227ZM215 226V225H214ZM219 226V225H218ZM33 227V226H32ZM31 227V228H32ZM61 227V226H60ZM63 227V226H62ZM65 227V226H64ZM77 228H78V226H76ZM120 227H121V225H120ZM125 227H127L126 225H125ZM156 227V226H155ZM69 228H70V226H69ZM73 228V227H72ZM128 228V227H127ZM126 228V229H127ZM161 227H159V229H160ZM166 228V227H165ZM215 227H213V229H214ZM222 228H224V226L222 227ZM262 228V227H261ZM54 229V231H55V228H53ZM63 229V228H62ZM163 229V228H162ZM203 230H204V228H202ZM201 229V230H202ZM236 229V228H235ZM255 229V228H254ZM259 229V228H258ZM257 229V230H258ZM44 230V229H43ZM117 230V229H116ZM127 230H129V229H127ZM165 230V229H164ZM202 230V231H203ZM219 230V229H218ZM263 230V229H262ZM68 230H63L61 233H59L60 235L59 236H57V238H62V240H63V242L65 243V241L66 242H68V243H65V244H70L69 242H74L77 238H78V235H80V233H79V231H76V232H73V230H71V231H68ZM82 231V230H81ZM121 231V230H120ZM209 231V230H208ZM208 231H207V233H208ZM230 231H231V229H230ZM238 231H240V230H238ZM245 231V230H244ZM244 231H242V232H244ZM33 232V231H32ZM40 232V231H39ZM170 232V231H169ZM246 233H249V231H248V229H247V231H245ZM27 233V232H26ZM28 233H30V232H28ZM35 233V232H34ZM33 233V234H34ZM121 233V232H120ZM123 233V232H122ZM121 233V234H122ZM234 233H236V232H234ZM32 234V233H31ZM109 234V233H108ZM167 234V233H166ZM212 234V233H211ZM238 234H240V233H238ZM244 234V233H243ZM260 234V233H259ZM262 234V233H261ZM29 235V234H28ZM200 235V234H199ZM203 235L204 234H202V237H203ZM242 235V234H241ZM263 235H264V233H263ZM35 236H37V235H35ZM195 236H197V235H195ZM201 236V235H200ZM251 236H252V234H251ZM40 237V239L42 240H40L41 242H44V243H50L49 242V240H48V237L46 236V234L45 233H41V235L39 236ZM209 237V236H208ZM37 239H38V237H36ZM171 238V237H170ZM172 238H174L173 236H172ZM235 238V237H234ZM236 238H238V237H236ZM248 238H249V236H248ZM80 239V238H79ZM112 239V238H111ZM134 239V238H133ZM178 239V238H177ZM196 239V237L194 238V240ZM206 239H208V238H206ZM239 239V238H238ZM258 239V238H257ZM69 240V241H68ZM84 240V239H83ZM89 240V239H88ZM135 240V239H134ZM173 240V239H172ZM193 240V241H194ZM249 240V239H248ZM252 240H253V238H252ZM35 241V240H34ZM39 241V242H40ZM78 241V240H77ZM79 241H81V239L79 240ZM139 241V240H138ZM166 241H167V239H166ZM191 241V240H190ZM233 241H235V240H232V242L231 243H233ZM255 241V240H254ZM260 241H262V240H260ZM29 242V241H28ZM30 242H32V241H30ZM62 242V243H63ZM126 242V241H125ZM137 242V241H136ZM149 242V241H148ZM176 242V241H175ZM181 242V241H180ZM180 242H178V244H180ZM186 242V241H185ZM245 242V241H244ZM140 243V242H139ZM144 243V244H145ZM168 244L170 243V242H167ZM173 243V242H172ZM183 243V242H182ZM208 243V242H207ZM230 243V242H229ZM229 243H227V245L229 246ZM230 243V245H237L236 243L237 242H234L233 244H231ZM256 243H257V241H256ZM29 244H31V243H29ZM84 245H85V243H83ZM82 244V245H83ZM121 244H123V243H121ZM149 244V243H148ZM147 244V245H148ZM166 244V243H165ZM184 244V243H183ZM193 244V243H192ZM211 244V242L209 243V246H212V245H210ZM243 244V243H242ZM255 244V243H254ZM262 244H264V243H262ZM262 244H260V245H262ZM50 245L53 247V248H57L56 246H57V244L56 243H53V242H51L50 243ZM64 245V244H63ZM79 245H81V244H79ZM167 245V244H166ZM191 245V244H190ZM243 245H245V244H243ZM242 245V246H243ZM248 245H250V243H248ZM247 245V246H248ZM32 246H33V244H32ZM34 246H35V244H34ZM34 246H33V248H34ZM65 246V245H64ZM69 246V245H68ZM72 247H74L75 245L73 244V245H71ZM78 246V245H77ZM142 246H143V244H142ZM144 246H146V244L144 245ZM152 246V245H151ZM170 246V245H169ZM175 246H176V244H175ZM184 246V245H183ZM246 246V247H247ZM251 246V245H250ZM250 246H248L249 248H250ZM264 246V245H263ZM263 246H261V247H263ZM30 247V246H29ZM61 247H63V246H61ZM71 247V248H72ZM82 247V246H81ZM84 247V246H83ZM89 247H91V246H89ZM139 247H141V246H139ZM149 247V246H148ZM168 247V246H167ZM234 247V246H233ZM236 247H238V246H235L234 248H236ZM244 247V246H243ZM246 247H244L245 249H247ZM42 248H45V247H42ZM70 248V249H71ZM80 248V247H79ZM92 248V247H91ZM156 248V247H155ZM166 248V247H165ZM232 248V247H231ZM251 248H253V247H251ZM30 249V248H29ZM59 249V248H58ZM77 249V248H76ZM119 249V248H118ZM167 249V248H166ZM183 249V248H182ZM242 249V248H241ZM31 250V249H30ZM41 250V249H40ZM60 250V249H59ZM62 250V249H61ZM120 250V249H119ZM130 250V249H129ZM133 250V249H132ZM138 250H140V249H138ZM137 250V251H138ZM179 250V249H178ZM185 250V249H184ZM237 250H239V248L237 249ZM249 250L250 249H247L246 251L249 253ZM36 251V250H35ZM42 251V250H41ZM40 251V252H41ZM52 251V250H51ZM82 250H80L79 252H77V251H75V252H70V254H68L66 251H56V252H58L55 256H54V259H55V257L58 255V258H60L61 260H63L62 258L64 257V256H66V258H67V256L68 257H70V258H72V260H75V259H84V255H82L80 252H81ZM167 251H168V249H167ZM174 251V252H173ZM177 251V250H176ZM180 251H181V249H180ZM187 251V250H186ZM229 251V250H228ZM234 250L232 249V252H233ZM240 252H241V250H239ZM32 252V251H31ZM30 252V253H31ZM86 252V251H85ZM136 252V251H135ZM147 252V251H146ZM146 252H144L143 253V256H144V254L145 255H150L149 253H146ZM188 252V251H187ZM193 252V251H192ZM231 252V251H230ZM235 252V251H234ZM252 252V251H251ZM264 252V251H263ZM39 253V252H38ZM42 253H43V251H42ZM42 253H40V254H42ZM127 253V252H126ZM134 253V252H133ZM137 253H139V252H137ZM182 253V252H181ZM191 253V252H190ZM229 253V252H228ZM39 254V255H40ZM44 254H46V252L44 253ZM141 254V253H140ZM168 254V253H167ZM230 254V253H229ZM237 254H238V252H237ZM244 254H245V252H244ZM253 254V253H252ZM251 254V255H252ZM36 254L34 253V256H35ZM52 255L50 256V257H52ZM86 255V254H85ZM124 255V254H123ZM154 255H156L155 253H154ZM179 255V254H178ZM199 255V254H198ZM231 255V254H230ZM233 255H235L234 253H233ZM233 255H232V257L231 258H233ZM239 255V254H238ZM241 255V254H240ZM48 256V255H47ZM136 256V255H135ZM151 256V255H150ZM195 256V255H194ZM203 258H204V256L203 255H201ZM208 256H210V255H208ZM223 256V255H222ZM42 258H40V259H42V260H45L46 261V258H43V255L41 256ZM193 257V256H192ZM206 257V256H205ZM213 257V256H212ZM235 258L237 257V255H235L234 256ZM240 257V256H239ZM241 257L243 258V256L241 255ZM241 257H240V259H241ZM10 258V257H9ZM65 258V259H66ZM195 258V257H194ZM207 258V257H206ZM214 258V257H213ZM222 258V257H221ZM227 258V257H226ZM225 258V259H226ZM121 259H123L122 257H121ZM125 259H126V257H125ZM210 259V258H209ZM224 259V258H223ZM230 259V258H229ZM239 259V258H238ZM244 259H246V258H243V259H241V260H244ZM60 260V263L62 264V261ZM134 261L136 260V259H133ZM201 260V259H200ZM204 260V259H203ZM212 260H216V258L215 259H212ZM221 260V259H220ZM240 260V261H241ZM250 260H252L251 258H250ZM264 260V259H263ZM37 261H39L38 260V258H37ZM48 261V260H47ZM69 261H71V259L69 260ZM123 261V260H122ZM193 261V260H192ZM229 261V260H228ZM240 261H238V262H240ZM42 262V261H41ZM55 261H53L52 262V264L54 263ZM56 262H58V261H56ZM66 262H68L67 260H65V263L64 264H66ZM202 262V261H201ZM212 262V261H211ZM222 262V261H221ZM221 262H218V264H220ZM225 262V261H224ZM223 262V263H224ZM235 262V261H234ZM242 262H245V261H242ZM59 262L57 263V264H60ZM74 263V262H73ZM134 263V262H133ZM139 263V262H138ZM144 263V262H143ZM153 263H155V262H153ZM176 263V262H175ZM180 263V262H179ZM208 263V262H207ZM206 263V264H207ZM213 263V262H212ZM229 263V262H228ZM231 264H233L232 262H230ZM237 263V262H236ZM39 264H41L40 263V261H39ZM46 264V263H45ZM51 264V263H50ZM55 264V263H54ZM71 264H72V262H71ZM147 264V263H146ZM177 264V263H176ZM194 264V263H193ZM209 264V263H208ZM217 264V263H216ZM225 264V263H224ZM235 264V263H234ZM239 264H243V263H239ZM253 264V263H252Z\"/></svg>", "mask_w": 264, "mask_h": 264}]
</instances>
